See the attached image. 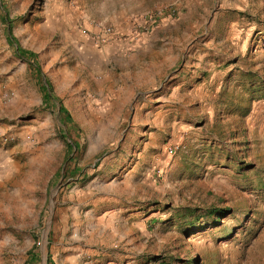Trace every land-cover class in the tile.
Listing matches in <instances>:
<instances>
[{"label": "rangeland", "instance_id": "rangeland-1", "mask_svg": "<svg viewBox=\"0 0 264 264\" xmlns=\"http://www.w3.org/2000/svg\"><path fill=\"white\" fill-rule=\"evenodd\" d=\"M100 1L0 0V264H264V0H105L126 41L174 12L118 103L80 46Z\"/></svg>", "mask_w": 264, "mask_h": 264}, {"label": "crops", "instance_id": "crops-1", "mask_svg": "<svg viewBox=\"0 0 264 264\" xmlns=\"http://www.w3.org/2000/svg\"><path fill=\"white\" fill-rule=\"evenodd\" d=\"M97 5L99 6L97 11L101 14V17L92 18L89 9L84 5L80 12L82 14L81 18L77 22L80 24L82 19V22L90 26L92 30L94 29L92 24H100L98 23L100 21L102 23L113 22L117 26L116 29L120 36H116L113 42L99 48L86 44L80 46L84 51L82 55L87 67L92 70L94 68L98 69L103 74L99 86L100 93L110 92L116 98L112 102L118 103L123 98L133 96L141 88L143 81L147 84L150 80H155L159 77L161 73H165V55L163 49L157 47V37L155 35L150 34L149 36H140L134 39L127 37V41L122 37V34L130 29L134 18V13L130 9L121 13L116 10L110 11L107 9L105 0H101ZM19 7L23 9V5ZM46 13H49L48 8ZM54 13V22L63 21L62 23H64L71 19L70 16H65L66 12H63V10H58ZM50 22L52 23V20ZM159 56L161 59H159ZM111 63L121 68L117 78L111 76V70H106L107 75L104 76V69ZM113 79L116 82L111 83ZM5 112V103L1 100L0 114L4 115ZM3 159L0 151V163H2Z\"/></svg>", "mask_w": 264, "mask_h": 264}, {"label": "built area", "instance_id": "built-area-1", "mask_svg": "<svg viewBox=\"0 0 264 264\" xmlns=\"http://www.w3.org/2000/svg\"><path fill=\"white\" fill-rule=\"evenodd\" d=\"M164 13L169 14L170 16V15H173L174 12L173 10H170V9L159 10V11L154 12L153 15L146 16L140 22L135 21L134 22L135 24H133V29H134L133 33L135 34V36L131 38L134 39L140 36H145V35L150 34L155 28L158 18ZM91 34H92V40L98 45H104V44L111 43L116 38L113 28L109 25H104V24H97L94 28V32H92ZM173 150L174 149L171 146L167 148V151L169 153L173 152Z\"/></svg>", "mask_w": 264, "mask_h": 264}, {"label": "trees", "instance_id": "trees-1", "mask_svg": "<svg viewBox=\"0 0 264 264\" xmlns=\"http://www.w3.org/2000/svg\"><path fill=\"white\" fill-rule=\"evenodd\" d=\"M8 33L10 34V28H9V30H8ZM22 53H23V55H25L26 57H28L29 60H32V61H33L32 64H33L35 67H37L36 63L34 62V60H35V58H36V56H35L34 53L29 52V51H22ZM47 86H48V90L50 91V86H49L48 84H47ZM69 147H71V146H69ZM224 213H225V211H224ZM221 214H222V213H219V215H221Z\"/></svg>", "mask_w": 264, "mask_h": 264}]
</instances>
